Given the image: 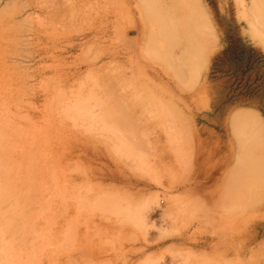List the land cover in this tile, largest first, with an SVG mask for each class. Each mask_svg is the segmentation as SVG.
I'll return each instance as SVG.
<instances>
[{"label": "rangeland", "instance_id": "374dc122", "mask_svg": "<svg viewBox=\"0 0 264 264\" xmlns=\"http://www.w3.org/2000/svg\"><path fill=\"white\" fill-rule=\"evenodd\" d=\"M5 2L11 5L3 13L5 17L17 13L11 17H15L16 23L22 21L19 22L20 27L14 30H9L12 29L10 23L1 31L5 39H1L0 45L1 50L5 47L4 54L0 53L1 67H10L7 71L0 69V84L3 86L0 85L3 90L0 93V100L3 101L0 102L10 103L6 113H17L15 119L18 125L27 131L21 129V133L31 131L30 135L26 134L30 136V141L39 133L36 129H41L40 135H46V138L52 131L50 140L61 145L57 150L62 154V184L66 183L68 187L62 199L67 201L65 198L70 196L66 223L72 226L71 230L62 228V259L66 260L68 254H72L77 264L83 261L88 264L92 259L93 264H264V193L261 194L259 188L253 191L255 180L244 202L231 196V186L234 189L236 185L232 179H236L234 175L239 176L237 159L240 141L233 126L236 114H254L263 133L256 146L244 147V157L258 158L264 152V32L259 31L253 18L254 0H194L195 7L210 22L213 35L208 38L209 50L198 75L193 82L185 80L182 83H177L166 65L150 55L136 54L137 59L132 58L134 62L128 61L129 55H133L129 53L131 46L136 43L142 47L149 29L139 0H0L2 5ZM26 14L30 15L28 20H24ZM7 26L9 31L6 32ZM114 27L123 32L117 33ZM126 39L130 41L128 47L124 46ZM174 52L179 53L180 48L175 47ZM101 65L103 67L98 69ZM134 65L140 68L132 69ZM118 72L128 77L127 83L139 78L141 83L136 87L150 90L155 104L161 102L158 104L160 107L156 105L159 110L155 112L151 113L154 106L149 104L148 114L143 116L136 111L137 117L129 116L134 124L122 129L123 132L113 126V116L107 114V106L98 94L107 85L111 87L109 79ZM85 78L91 81L92 86ZM7 80L10 86L6 85ZM143 80L149 85L145 87ZM54 82L60 85L55 86ZM12 85L20 89L13 91ZM7 90L13 93L9 95L11 101L1 99L9 94ZM15 93L25 94L21 97ZM153 93L156 94L153 96ZM53 94L56 98L50 97ZM46 95L49 98L46 99ZM93 96L94 100L91 99ZM155 96L160 101L154 100ZM67 100L71 101L68 103ZM30 103L32 108L27 106ZM102 106L105 108L103 113ZM124 110L116 116L117 119L126 116L122 127L129 122L128 116L122 112ZM24 111L33 117L29 122L35 123L32 125L34 128L25 122L29 118ZM55 116L57 120L51 118ZM45 121L50 124L52 121L53 129L56 128L51 129ZM36 124L42 128H35ZM57 126L60 129L64 127L65 133H60L62 131ZM45 127L51 128L45 131ZM134 136L135 139L137 136L136 140ZM36 138V143L44 139L43 136ZM77 193L83 196L79 197ZM112 198L121 202L115 203ZM70 232L74 234L72 242L66 239ZM86 232L87 235L89 233L87 237ZM53 243L55 246L51 248L55 249V239ZM85 243L89 245L91 254L87 249L86 252H76L83 250ZM81 252L83 260L79 261L77 256Z\"/></svg>", "mask_w": 264, "mask_h": 264}, {"label": "bare ground", "instance_id": "6f19581e", "mask_svg": "<svg viewBox=\"0 0 264 264\" xmlns=\"http://www.w3.org/2000/svg\"><path fill=\"white\" fill-rule=\"evenodd\" d=\"M139 1H140V5H141L142 16L148 22L147 24L149 26V29H148V34L146 36L145 43H142V47L141 46L138 47V45L136 43H134V46H131V51H129V53L132 52L133 55L132 56L129 55L128 61L134 62L137 59V55L138 56H141V54H146L148 56L150 55L149 57L155 58L157 61H161V62H163L166 65L167 70L170 72L171 76L175 79V81L177 83H182V81L185 82V80H188L189 82L190 81L193 82L195 77L198 75V72H199V69L201 67V64H202V62L204 60V57L207 54L206 52L209 50L208 46L210 45V43H209L208 38L210 39V37H212V35H213L212 28L210 26V22L205 18L204 14L201 13V11L198 9V7H195L194 0H139ZM253 4H254V10H255V16L253 17L254 21L256 22V24H257V26L259 28V31L263 33L264 32V0H254ZM1 5L2 4H0V45H1L2 40L3 41L5 40L1 36V34L3 32L2 29H4L6 27L5 25H9L11 23V25H9V26H11L12 29L9 28V30H14L15 28L20 27L19 22L22 21V19H21V21L16 23L15 20H14L15 17L14 18L11 17V16H16L17 13H14V15H9V16L6 15L8 18L5 17V15L3 13H5V11L11 5L6 4V2H5L4 5H2V6ZM15 10L17 11V9H15ZM23 16H25V15H23ZM29 18H30V15L26 14L24 20H28ZM9 30H8V26H7V30L5 29L4 31L7 32ZM24 30H26V29H24ZM114 30H116V32L119 33V34L123 32V31L117 29L116 27H114ZM24 33H26V32H24ZM104 33H106V32H104ZM5 34L6 33H4V36L6 38H8L7 37L8 35L6 36ZM96 38H98V37L96 36ZM107 38H109V37H107ZM98 39H100V38H98ZM102 39L103 38H101V40ZM123 39H125V38H123ZM6 41L8 42V40H6ZM14 42H12V43H14ZM93 42H95V41H93ZM129 43H130V41H128L127 39L124 40V46L125 47H128L127 45ZM2 46H6V44L2 45ZM13 46H15V45H13ZM175 47H179L180 48V52L179 53H175L174 52V48ZM3 48H5V47H3ZM3 48H2V50L0 48L1 55L4 54ZM15 48H16V46H15ZM9 49H7V52L9 51ZM16 50L13 51V52H15L14 54H16ZM8 53H12V52L9 51ZM5 55H6V53H5ZM115 55H117V53ZM9 56H7V57H9ZM1 58H2V56H1ZM132 58L135 59V60L132 61ZM4 59H6V58H4ZM1 66H2V64L0 63V69H2ZM4 66H5V63L3 65V67ZM6 66H7V64H6ZM107 66H109V65H107ZM136 66L137 65H134L132 67V69H135V68L139 69L140 68V67H136ZM9 67L7 66L6 68H3V69L6 70ZM14 67L15 66L13 65V68ZM89 67H92V65L91 66L89 65ZM102 67H103V65L99 66L98 69L102 68ZM120 68H122V67H120ZM105 70L103 72H105ZM13 71L15 72V70H13ZM112 72H113V70H112ZM134 72H135V70H134ZM113 73H115V72H113ZM0 74H1V72H0ZM30 74H32V73H30ZM86 74H87V72H86ZM92 74H93V72H92ZM22 75H23V73H22ZM95 75H96V73H95ZM99 75L101 76L100 73H99ZM6 76H4V78H7ZM97 76H98V74H97ZM111 76L112 77H111V79H109L110 80L109 82L113 85V87L111 85V87H112L111 88L110 84H109V85H107V87L102 88V90L99 91L98 94H100V96H101L100 99L103 100L102 102L105 103V107L107 106V109H106L107 110V114L108 115L111 114L113 116L112 117V124H114L113 125L114 127L116 125V127L118 129L121 128V130L125 129V128L126 129L130 128V126H132V124H134V121L129 119V116H131L133 118L137 117L138 115L135 114L136 111H137V113H138V111H140L141 113L139 112V114H142L144 116L145 114H148L149 111H150L147 108V105L152 104V107L154 106V111H151V113L155 112V110L160 107V105H158V104L159 103L161 104V102H159V103L157 102L158 104H155V102L152 100V92L150 90H149V92H148V89L143 90V88H142L143 86L140 89H139V87H136V85L141 83V81H138L139 78L138 79L134 78L132 83L131 82L127 83V78L128 77L127 76H123V74H120L119 72L117 74H113ZM82 77H84V76H82ZM92 77H93V75H92ZM102 77L100 78L101 80H102ZM0 78H1V76H0ZM27 78H28V76H27ZM95 78H98V77H95ZM21 79H22V77H21ZM8 80H7V83L9 84V82L12 81V77H11L9 82H8ZM17 81L18 80H16V82ZM19 81L21 82L20 79H19ZM41 81H42V79H41ZM150 81H152V83H153V80H150ZM56 82L58 83L59 81L57 80ZM89 82H90V85L92 86L90 80H89ZM135 82H136V84H135ZM13 83H14V81H13ZM57 83H55V86L60 85V84H57ZM4 84H6V82ZM8 84H6V85L10 86V84L9 85ZM18 84L20 85V83H18ZM18 84L17 85L15 84V85L18 86ZM84 84L82 86H85ZM104 84H107V83H104ZM142 84H145V87H146L148 83L143 80ZM97 85H98V82H97ZM1 87L3 88L2 85H1ZM95 87H96V85H95ZM9 88H8V90H9ZM122 88H123V90H122ZM14 89H16V88H14V86H13V91H16L17 89H20V88H17L16 90H14ZM22 89L24 90V88H22ZM39 89H42V87L39 88ZM120 89L122 90L121 92L117 91V90H120ZM72 90L75 91L74 88ZM1 91H3V90L0 88V93H1ZM35 91H37V90H35ZM57 91H58V89H57ZM77 91H78V89L76 90V92ZM79 91H81V90H79ZM46 92L48 93V91H46ZM87 92H90V91L88 90ZM96 92H98V90ZM10 93L11 92H9V94L7 93L8 95L5 94V97H3L1 99H5V100L6 99H10L11 98V96H9ZM37 93H39V92H37ZM11 94H13V93H11ZM17 94H19V96H21L23 93L22 94L17 93ZM72 94H74V93H72ZM155 94L156 93H153V96ZM32 95H33V93H32ZM48 96L46 95V99L49 98ZM52 96H53V98H56V96H54V94L51 95L50 97H52ZM68 96H69V94H68ZM33 97H35V96H33ZM59 98H60V96H58L57 99H59ZM70 98L68 97V99H70ZM11 99L9 101H11ZM46 99H45V101H46ZM50 99H49V101H50ZM64 99L66 100V97ZM91 99L94 100V96ZM154 100L157 101L158 97L155 96ZM0 101H3V100H0ZM15 101H17V98H15ZM24 101H26V100H24ZM70 101H68V103ZM89 101H91V100L89 99ZM158 101H160V100H158ZM18 102H15V103L17 104ZM44 102H43V104H44ZM56 102H58V101H56ZM79 102H80V100H79ZM79 102H77V103L75 102V103L78 105ZM102 102H101V104H102ZM16 104H14V106H16ZM43 104L41 103L40 105L43 106ZM80 104L81 103H79V105ZM93 104H95V103H93ZM93 104H90V105H93ZM31 105H32L31 103L27 104V106H29V107H31ZM53 105H55V104H53ZM99 105L100 104H98L96 106H99ZM156 105H158L159 107H157ZM8 106H10V103H6L5 104L3 102H0V264H77L76 259L73 258L74 256L72 254H68V257H66V260H65L64 258L62 259L63 255L61 253V248H62V244H63V241H62V230L64 229V227H66V230H68V229L71 230L72 229V226L69 225L70 223H68V222H67L68 224L66 223L67 218H69V217H66V215H67L66 212L69 210V204L67 202H69V200H71L69 198L70 196L65 198V199H68L67 201L62 199V196L64 195L63 192L67 191L68 187L66 188V183H64L65 185L62 184V173H63L62 172V166H61L62 165V154H60L59 151L57 150V148L59 146H61V145H59L57 143L54 144L50 140V135H51L52 131H51L50 135H48L46 138H45L46 135H40V134H42V133H40V130H41L40 129V127H41L40 125L42 123L41 121H40L41 122L40 125L37 127V124H38L37 123L36 127H35V128H39L40 129V130L36 129V131H39L40 134L37 133L35 136L36 137L37 136H39V137L43 136L44 139L41 142L39 141L40 143H36V142H34V139H35V141H37L38 138H36L34 136L35 138L33 140L31 139L32 141H30L29 140L30 136H27L26 134L30 135L31 131L29 133H24L26 130L20 128V126L18 125V122L16 121L17 118L15 119V117L17 116V113H15V111H13V114L6 113V112H8L7 110L10 109ZM64 106H67V105H64ZM103 106H102V108H103ZM161 106H165V105L162 104ZM99 107H101V106H99ZM171 107H169V108H171ZM17 108H19V107H17ZM52 108H54V107H52ZM63 108H62V110H63ZM123 108H125V110L122 111V112L125 115L128 116V120H129V122L127 123L128 125H126V127H124V126L122 127L121 126L123 118L126 119V116L123 117L122 119L121 118L117 119V117H116L121 112V110ZM24 109H26V108H24ZM39 109H41V108H39ZM104 109L105 108L102 109V113H103ZM163 109H165V108H163ZM167 109L168 108H166L165 111H167ZM51 110L53 111V109H51ZM66 110L68 111V109H66ZM20 111H19V114H20ZM94 111H96L95 108H94ZM165 111L163 110L162 112L164 113ZM47 112L49 113L50 111H47ZM53 112L51 114H53ZM60 112H62V111H60ZM60 112H59V115H60ZM70 112H72V111H70ZM162 112H161V114H162ZM11 113H12V111H11ZM131 113L133 114V116H132ZM151 113H150V115H152ZM169 114H171V113H169ZM134 115H136V116H134ZM53 116H54V114H53ZM26 117H28L29 119L27 121L25 120V122H27L31 126L35 124V123L32 124L31 122H29L30 120L32 121V118H33L32 116L30 117V115L27 114ZM106 117H104V119ZM42 118H43V116H42ZM51 118L52 119H56L58 117L55 116V118H53V117H51ZM162 118H163V116H162ZM234 118H236V119L234 120L233 126H234V130L236 131L235 133L237 134L238 139L240 141V144L238 145L239 149H240V152H239V155H238L239 159H237V161H239V163L237 162L238 163L237 165H239L238 166L239 167V170H238L239 171L238 172L239 176L235 177V175H234V178H236V179L235 180L232 179V181H236L235 183H236L237 186L235 185L236 187L234 186V189L231 186V191H232V195L231 196H232V198L234 196L237 199V201H239V202H244V200H245L244 197H246L247 193L249 192V188L252 187V183H254L255 180H256L255 186L252 187L253 191H255L256 189L259 188L261 194L264 193V152H263V155L261 157H258V158L248 159V158L244 157L245 153H246L244 147L245 146L246 147L247 146H249V147L250 146L251 147L252 146H256V144L258 142H260L259 139H260L261 135L263 136V133L261 132L262 129H261L260 125H259V120L254 114L243 112V113L236 114ZM47 119H49V118L47 117ZM76 119L78 120V118H76ZM95 119H98V118H95ZM144 120H146V119L144 118ZM18 121L22 122L21 120H18ZM52 121H51V124H52ZM86 121H87V119H86ZM142 121H143V119H142ZM172 121H173V119H172ZM45 122H47V121H45ZM49 122H50V119H49ZM55 122H57V121H55ZM27 123H26V125H27ZM59 123H61V122H59ZM42 124L44 125V123H42ZM49 124L50 123H48V125ZM53 124H54V122H53ZM23 125H24V122H23ZM70 125H71V122H70ZM100 125H103V124L100 123ZM108 125H110V124H108ZM24 127H25V125L23 126V128ZM51 127H52V125H51ZM51 127H49V128H51ZM68 127H70V126H68ZM103 127H104V125H103ZM32 128H34V126H32ZM49 128L45 127V131H46V129H49ZM58 128H57V131L60 129V128L59 129ZM63 128L64 127H62V129ZM21 129L25 130V131H23L21 133V131H22ZM26 129L28 130L27 127H26ZM51 129H53V127ZM62 129H60L62 131L60 133H65L64 129L63 130ZM70 129L72 130V127ZM79 130H80V128H79ZM104 130H106V129L104 128ZM114 130L116 132L117 129L114 128ZM36 131H34V132H36ZM57 131L55 130L56 133L59 132V131L58 132ZM81 131H83V129H81ZM96 131H97V129H96ZM109 131H110V128H109ZM111 131H113V129H111ZM68 132H69V130H68ZM122 132H123V130H122ZM43 133H44V131H43ZM60 133H58V134H60ZM78 133H80V132H78ZM111 133H113V132H111ZM92 134H94V133H92ZM92 134H90V135L92 137H94ZM102 134H104V133H102ZM99 135H101V134H99ZM105 135H107V134H105ZM113 135H115V134H113ZM133 135L134 134H132V136ZM109 137H112V135L109 136ZM99 138H100V136H99ZM69 139L72 140L71 138H69ZM93 139H95V141H96L95 137ZM103 139H105V138H103ZM133 139H135V136H134ZM136 139H137V136H136ZM67 140H68V138H67ZM116 141H118V140H116ZM107 143H110V142H107ZM142 144H144V142ZM113 145H115V144H113ZM120 145H121V147H123L122 144H120ZM140 145H138V146L140 147ZM135 146H137V145H135ZM143 146H145V145H143ZM263 148H264V146H263ZM118 150H119V148H118ZM124 150H126V148H124ZM100 151H99V153H100ZM120 151H121V149H120ZM122 152H123V149H122ZM128 153H129V150H128ZM141 153H143V152H141ZM123 154H125V153L123 152ZM127 157H128V155H127ZM131 157H133V156L131 155ZM131 157H130V159H131ZM141 159H143V158H141ZM145 159H146V157H145ZM147 159H148V157H147ZM133 160H134V157H133ZM136 163H137V161H136ZM146 163H148V162H146ZM149 163H150V161H149ZM137 165L141 166L140 164H137ZM147 166H148V164H147ZM85 185H87V184H84L83 186H85ZM225 186H227V184H225ZM76 187L78 188V186H76ZM86 187H88V186H86ZM82 189H83V187H82ZM78 192H80V191L78 190ZM77 194L79 195V197L83 196L82 194H81L82 196L79 193H77ZM86 194H84V195H86ZM222 197L223 196H221V198ZM104 198H105V196H104ZM226 198H227V196H226ZM76 200H77V198H76ZM80 200L81 199H79V202H80ZM223 200H224V198H223ZM223 200H221V201L223 202ZM109 201H110V199H109ZM116 201H118V200H116ZM116 201H115V203H116ZM131 201H133V200H131ZM228 201L229 200H227V202ZM90 202H91V200H90ZM71 204H74V203H71ZM118 204H120V203H118ZM126 204H128V203H126ZM76 205H74L75 209L77 208ZM65 206H66V208H65ZM119 206H121V205H119ZM123 206L125 207V204ZM123 206H122V208H123ZM129 206H130V204H129ZM80 208L81 207H79V209ZM117 209H118V207H117ZM118 210H120V209H118ZM124 210H126V209L124 208ZM63 212H65V213H63ZM131 214H132V212H131ZM139 214H140V212H139ZM122 215H123V213H122ZM142 217L143 216H141V218ZM133 218H135V217H133ZM125 219L127 220L126 217H125ZM139 220H141V219H139ZM139 223L140 222H138V224ZM83 224H85V223H83ZM84 226H87V224L84 225ZM229 226H230V224H229ZM131 229H132V226H131ZM67 233H68V231H67ZM85 234H86L85 235L86 237L89 236V233H88V235H87V232ZM69 235H70L69 238L67 237L66 239L67 240L69 239V241L72 242V240H73L72 236L74 234L72 235V232H70ZM53 239H55V242L57 243V247L55 249L51 248L52 246H55L54 243H53ZM125 242H128V241H125ZM130 242H132V241H130ZM83 246H84L83 250H78L76 252H80V251H85L86 252V249H87V250H90L89 254H91V249L88 247L89 245L86 244V246H85L83 244ZM71 249H70V252L72 250H74V248L72 250ZM77 257H79V261L83 260L82 252ZM93 263H94V261L92 259L88 264H93ZM81 264H86V261L85 262L83 261Z\"/></svg>", "mask_w": 264, "mask_h": 264}]
</instances>
